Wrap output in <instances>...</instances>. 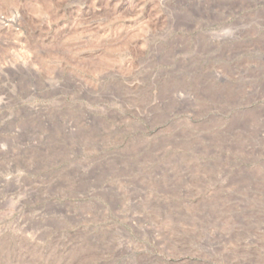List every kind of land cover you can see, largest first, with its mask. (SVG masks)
I'll list each match as a JSON object with an SVG mask.
<instances>
[{"label":"rangeland","instance_id":"obj_1","mask_svg":"<svg viewBox=\"0 0 264 264\" xmlns=\"http://www.w3.org/2000/svg\"><path fill=\"white\" fill-rule=\"evenodd\" d=\"M0 264H264V0H0Z\"/></svg>","mask_w":264,"mask_h":264}]
</instances>
